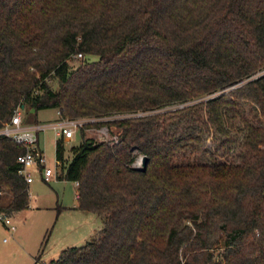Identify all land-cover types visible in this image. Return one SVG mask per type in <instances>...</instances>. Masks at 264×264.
<instances>
[{
    "label": "trees",
    "instance_id": "obj_1",
    "mask_svg": "<svg viewBox=\"0 0 264 264\" xmlns=\"http://www.w3.org/2000/svg\"><path fill=\"white\" fill-rule=\"evenodd\" d=\"M48 107L118 133L70 158L57 138L58 177L103 226L47 264H264V0H0V128ZM24 150L0 134V212L29 205Z\"/></svg>",
    "mask_w": 264,
    "mask_h": 264
},
{
    "label": "rangeland",
    "instance_id": "obj_2",
    "mask_svg": "<svg viewBox=\"0 0 264 264\" xmlns=\"http://www.w3.org/2000/svg\"><path fill=\"white\" fill-rule=\"evenodd\" d=\"M96 58V55H87L89 60ZM79 59L80 57L74 56L71 64L76 66ZM179 107L181 106L175 103L164 109L175 110ZM242 108L244 114L252 118L253 113L250 111V106L243 102ZM21 113L23 120L27 123L37 121L48 125L39 132L38 144L45 159L42 168L46 166L54 169L55 142L58 135L52 124L60 119L58 109L55 107L37 111L28 109ZM118 116L120 115L116 114L112 118ZM231 123L232 127L241 124L235 115L231 119ZM106 128L103 125L84 123L80 128L75 129L73 137L63 142L64 158H70V147L77 145L81 139L92 138L97 141L111 139L112 133L108 128L106 131ZM211 131L204 132L203 145L206 149L214 151L221 136L214 133V130L213 133ZM235 138L236 143L230 149L220 148L217 150L219 158H236V154L240 150V146H238L240 137ZM133 153L135 158L131 165L140 168L142 155L136 151ZM209 157L210 154L204 153L199 158L204 160ZM41 170H39L38 164L29 169L33 180L28 183L30 196L28 207L8 214L14 228L9 229L0 220V264H33L38 257H56L60 250L70 246H79L92 239L103 226L101 215L76 207L77 197L74 181L55 176L45 182L41 178Z\"/></svg>",
    "mask_w": 264,
    "mask_h": 264
},
{
    "label": "built area",
    "instance_id": "obj_3",
    "mask_svg": "<svg viewBox=\"0 0 264 264\" xmlns=\"http://www.w3.org/2000/svg\"><path fill=\"white\" fill-rule=\"evenodd\" d=\"M82 54L79 52L75 57H81ZM21 109L17 108L12 114L10 120L5 123L0 128V134L10 137L14 142L22 145L25 150L17 157L21 168L18 170L24 180L29 183L33 180L29 169L35 164H38L39 170L42 168V163L45 159L42 150L38 144L39 132L47 127V124H41L39 122L33 123H23ZM94 118H82L78 120H73L70 118L59 119L54 122L52 126L55 127L56 134L63 140H70L75 132V129L80 128L84 123L94 121ZM107 131V128H106ZM111 139L116 140V135L111 134ZM41 167V168H40ZM61 173V162L59 160L55 161V168H50L43 166L41 170V178L43 181L48 182L53 177L59 176ZM75 187L78 186V181H74ZM0 220L9 227L13 229L14 226L11 224V219L8 214L0 212ZM33 264H47L44 260H34Z\"/></svg>",
    "mask_w": 264,
    "mask_h": 264
},
{
    "label": "water",
    "instance_id": "obj_4",
    "mask_svg": "<svg viewBox=\"0 0 264 264\" xmlns=\"http://www.w3.org/2000/svg\"><path fill=\"white\" fill-rule=\"evenodd\" d=\"M110 130L114 133L117 134L118 130L115 127H111ZM148 158L147 156H142V160H141V167L140 168H144L146 166V162H147Z\"/></svg>",
    "mask_w": 264,
    "mask_h": 264
},
{
    "label": "crops",
    "instance_id": "obj_5",
    "mask_svg": "<svg viewBox=\"0 0 264 264\" xmlns=\"http://www.w3.org/2000/svg\"><path fill=\"white\" fill-rule=\"evenodd\" d=\"M30 124V123H29ZM28 190H29V187H28ZM30 197V196H29ZM61 251V250H60ZM52 258H55V257H49V258H42V257H38V258H36V259H38V260H44V261H49L50 259H52ZM35 259V258H34ZM35 259V260H36Z\"/></svg>",
    "mask_w": 264,
    "mask_h": 264
}]
</instances>
